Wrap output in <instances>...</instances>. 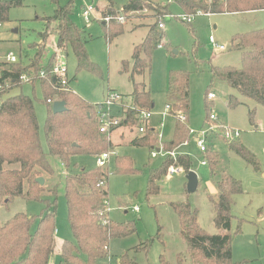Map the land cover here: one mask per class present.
<instances>
[{
  "label": "trees",
  "instance_id": "16d2710c",
  "mask_svg": "<svg viewBox=\"0 0 264 264\" xmlns=\"http://www.w3.org/2000/svg\"><path fill=\"white\" fill-rule=\"evenodd\" d=\"M74 1L70 0L63 7L58 6L53 16L44 20L46 30L41 35L42 43L36 45L37 52L28 65L19 62L4 66L1 72V79L15 80L10 86L11 90L22 85L16 82L20 75L32 71L37 76L41 70H45L46 79L39 80L38 84L48 109L44 123L46 146L44 150L41 145L33 99L19 93L0 101V206L7 207L16 198L44 204V208L37 216L18 213L0 224V264H49L54 257L55 196L58 185L45 190L36 182V179L43 178L45 184V176H55L48 158H57L61 166L68 170L71 159L75 156L95 157L113 148L112 143L99 134L98 108L83 101L72 92L56 91L47 79L54 63V53L44 62L47 54L45 42L49 35L55 38L54 48L61 52L65 60L69 53L74 56L76 73L83 70L96 72V67L89 61L81 31L70 19ZM106 1L107 7L102 15L110 16L111 20L102 27L110 43L123 34L124 26L114 19L118 15L114 10V0ZM21 5V0H0V24L7 22L11 8H18ZM171 6L179 11L176 14L192 15L197 12L210 15L236 14L264 10V0H166L164 2L125 0L121 8L125 21L136 18V15L142 12L154 18L143 41L133 48L131 62L122 63V70L128 73V80L131 83V104L137 108L152 109L153 103L149 90L145 89L143 84L136 83L135 77L142 76L145 72L149 74L151 58L160 39V34L157 32V20L168 15H175ZM231 45L233 49L240 52V69L215 67L210 60L199 59L202 64L208 62L211 77L203 99L205 123L211 112V102L206 97L209 89L217 81L225 82L229 88L236 90L240 97L264 107V29L236 35L232 38ZM193 46L196 49L195 55L193 54L196 64L199 46L195 42ZM129 65H131L130 69ZM189 78L190 74L186 71L169 73L166 101L170 106V115L173 117L184 115L186 118V123H181L174 118L175 125L171 140L160 143L157 140V133L147 129L145 134L134 137L129 145L149 149L161 146L163 153H170L191 138L187 126L190 105ZM7 91L0 93V97ZM48 100L52 104L63 102L64 112L53 115L52 105L47 104ZM238 105L240 102L237 98L230 96L227 106L233 109ZM253 113L254 111L249 113L250 120ZM124 115L125 118L120 126L128 129L135 127L138 121L136 111H126ZM228 146L245 163L258 170V162L246 149L236 142L228 143ZM212 149L208 146L202 154L206 166L209 167L210 176L217 174L219 165L218 156ZM10 166L17 167L9 168ZM170 166H178L186 174L192 170L189 156L177 155L175 159H172L168 155L158 168L148 171L146 197L159 193V182ZM114 173L122 176H136L140 171L135 169L131 158L122 156L114 161ZM106 180L107 175L98 167L90 170L82 167L79 173L69 174L64 178L66 219L73 241L65 240L58 247L56 253L59 264H105L110 254L109 242L114 239H125L136 233L134 222L116 223L109 219L106 212L107 192L103 188ZM101 182L104 186L100 185ZM215 188L216 197L209 196L214 205L213 223L217 231L215 234H209L198 226L197 212L189 203L170 204L178 219L179 236L186 246L185 255L190 264H244L232 260V236L229 233L233 220V198L243 193L242 186L240 182L227 175L216 182ZM45 193L52 198L51 201L43 199ZM183 258H185L183 254H178L177 263L182 264ZM119 264H136V262L124 254L120 257ZM156 264L170 263L164 256H160Z\"/></svg>",
  "mask_w": 264,
  "mask_h": 264
},
{
  "label": "rangeland",
  "instance_id": "374dc122",
  "mask_svg": "<svg viewBox=\"0 0 264 264\" xmlns=\"http://www.w3.org/2000/svg\"><path fill=\"white\" fill-rule=\"evenodd\" d=\"M69 1L21 0V7L11 8L7 22L0 24V58L12 52L17 57V63L22 62L24 65H28L37 52L36 45L42 43L41 35L46 30L44 20L52 17L58 6L63 7ZM84 1L93 6L97 16L107 4L106 0ZM157 1L164 2L166 0ZM114 2V10L116 13H121L125 0H114ZM80 5L81 0L74 1L70 19L81 31L89 61L96 67V72L83 70L76 73L75 58L69 53L66 66L70 79V91L83 101L93 104L102 100L107 90H111L122 95L124 101L130 104L132 100L129 93L131 83L128 80V73L122 70V63L124 61L131 62L132 48L142 42L147 25L151 24L152 20L147 19L148 13L145 12L136 15V18L140 19L136 20L133 17L129 21H125L123 35L108 43L105 31L99 21L94 20L88 25L84 24L80 16ZM138 22L145 23L146 26L141 24L143 26L135 27ZM164 27L162 37L165 46L154 50L149 74L145 72L142 76H136L135 82L143 84L145 89L149 90L153 103L151 112L155 114L151 120L154 125L158 120L162 121L163 128L159 134L165 139L166 135L172 133L175 125L173 117L167 115L162 117L167 105L166 91L169 73L186 71L190 74V105L187 126L193 130H199L205 120L203 99L211 78L208 62L202 64L199 59L210 60L215 67L240 69V52L233 49L231 40L236 35L264 29V10L236 14L210 15L203 13V15L195 17L190 26L169 19L164 22ZM256 27L260 28L254 29ZM209 36H212L218 45L224 46L225 50L213 51L209 46ZM51 40L55 41L53 35H49L46 39L47 54L44 62L55 51L54 45L49 48ZM194 42L199 46L198 56L196 54L198 63L196 64L193 59V54L195 55L196 52L193 46ZM130 68L131 65H129ZM38 86L35 85L34 91H32L31 85L23 84L1 95L0 101L19 93L33 99L40 129L41 145L45 150L44 123L48 108ZM208 92H212L215 96L210 104L211 112L219 122L240 132L239 138L234 142L246 149L256 159L258 170L232 152L227 142L218 136H213L209 138L208 146L212 147V150L217 154L219 165L217 174L210 176L208 165L204 167L200 165L201 161H205L204 155L198 152L193 144L194 138L191 136L189 140L170 153H175L176 156L181 153L182 146H191L190 152H188L191 155L193 169L191 171L197 174L199 181L196 192L190 194L186 191L185 174L170 179L165 174L159 182V193L146 197L148 171L158 168L167 156L164 158L159 155L156 158H151L149 148L129 146L120 148L117 155H128L133 160L135 169L140 173L136 176L115 174L114 157L110 160L109 165L102 169L107 175L103 188L107 192L110 219L116 223L134 222L136 229V233L128 238L114 239L109 242V251L113 256V261H117L127 254L136 264H156L160 256H164L170 264H178L177 256L183 254L185 258H183L182 264H190L185 255V243L179 236L178 219L170 204L189 203L191 208L197 212L198 226L209 234H215L217 231L213 223L214 205L209 196L216 197V182L223 176L229 175L240 182L243 190L241 195L233 198V220L229 231L232 236V260L244 264H264V107L252 100L240 97L236 90L229 88L222 81H217ZM230 96L237 98L240 105L233 109L229 108L227 101ZM251 111H254L252 120L249 117ZM132 133L130 136L128 134L125 136L135 137L138 134L137 128ZM157 140L160 142L159 139ZM48 160L55 171V176H45L46 182L43 187L45 190H50L56 184L58 185L55 196V240L57 241L55 254L50 262L59 264L56 253L59 243L65 240L73 241L66 219L64 178L69 174L79 173L82 167L86 170L97 167L95 159L89 156L73 157L68 170L61 166L57 158L49 157ZM16 167L10 166L9 168ZM43 199L52 200L46 193L43 194ZM135 207L139 208V212L132 210ZM43 208V203L16 198L7 207L0 206V224L18 213L37 216Z\"/></svg>",
  "mask_w": 264,
  "mask_h": 264
},
{
  "label": "built area",
  "instance_id": "2783aa9c",
  "mask_svg": "<svg viewBox=\"0 0 264 264\" xmlns=\"http://www.w3.org/2000/svg\"><path fill=\"white\" fill-rule=\"evenodd\" d=\"M49 1H55V0H49ZM82 6L80 11V16L84 22L85 25L90 24L92 21H99L102 24H108L111 20L110 16H97L95 13V9L90 4H87L84 0H81ZM203 15L202 12H197L196 14L187 15V14H175V15H168L165 17L158 18L157 21V32L160 34V39L157 43V48L161 49L165 46L164 39L162 37V32L164 30V22L169 19L178 20L180 22L186 23V24H192V21L195 17ZM118 23L124 24L125 19L122 14L117 15L114 18ZM209 44L211 46V49L213 51H224L225 47L222 45H218L217 42L214 40L212 36H209ZM54 53V63L51 67V70L48 74V80L50 82V85L53 89L56 91L62 92H71L70 90V79L68 76V70L66 66V60L61 54L59 50L55 48ZM17 57L12 53H7L4 57L0 58V93L3 91L10 90V86L15 81L14 79H1V72L4 66L8 65H14L17 64ZM7 68V67H5ZM46 71L41 70L37 76L32 72H28L26 74L20 75L16 82L23 84H33L35 82H38L39 80L46 79ZM207 100L212 101L215 99V96L212 92H209L207 94ZM47 104L52 105V102L50 100L47 101ZM96 106L97 109V124H98V130L99 134L102 138L105 140H110L112 132L117 129L118 127H121V122L124 120L125 115L124 113L126 111H136L137 113V124L136 128L139 135L145 134L146 130L149 129L154 133H157L158 139L160 140V134L158 133V130L156 127L152 126L151 119L153 117V113L151 110H145L141 108H137L133 106L131 103L128 104L124 101V98L122 95L115 91L108 90L106 92V95L101 103L93 104ZM172 116L170 115V106L166 105L165 110L163 113V116ZM173 117V116H172ZM177 120H179L181 123H186V118L184 115H177ZM189 135L194 138V144L196 146V149L199 153L203 154L209 144V138L213 136H218L222 140H224L227 143H231L236 141L239 136L240 132L236 129H232L228 126H225L221 122H219L214 115V113H210L207 122L205 125L200 128L199 130H193L188 128ZM157 149L159 151H157ZM158 154H163L164 156H170L172 159H175L174 153H163L161 146L157 148H152L151 150V157H155ZM117 153L114 150H110L108 152H104L100 155H97L94 157L95 159V166L101 169L106 168L109 165L110 160L115 157ZM201 166H206L205 161L200 162ZM181 174H186L184 170L178 166H170L168 167L166 171V176L168 179L179 176ZM101 186H104V183H100ZM134 211H138V208H134ZM108 205L106 212L108 213ZM52 264V263H49ZM105 264H119V260L113 261V257L111 254H109L106 258Z\"/></svg>",
  "mask_w": 264,
  "mask_h": 264
},
{
  "label": "crops",
  "instance_id": "0c3cea01",
  "mask_svg": "<svg viewBox=\"0 0 264 264\" xmlns=\"http://www.w3.org/2000/svg\"><path fill=\"white\" fill-rule=\"evenodd\" d=\"M56 1V0H55ZM53 2V1H52ZM81 6H82V3H81V5H80V9H81ZM106 7H107V4L104 6V9L102 10V11H100V15H102L103 14V12L105 11V9H106ZM171 10L173 11V13L175 12V14L176 13H179V11H177V9L174 7V6H171ZM81 11V10H80ZM121 13H118V15H120ZM136 20H139L140 18H135ZM147 19H151L152 20V23L154 22V18H150V17H147ZM130 20V19H129ZM128 20V21H129ZM135 20V21H136ZM151 23V24H152ZM141 24H143L144 26H146V24L145 23H136L135 24V27H137V26H143V25H141ZM151 24H149V25H147V31H146V34H147V32H148V29H149V26L151 25ZM101 25L103 26L104 24H102L101 23ZM123 26H125V23L123 24ZM260 27H256V28H254V29H259ZM135 31V30H134ZM124 32H125V29H124ZM123 32V33H124ZM146 34H145V36H146ZM123 35V34H122ZM144 39V38H143ZM49 40V39H48ZM48 40H47V44H48ZM52 41V40H51ZM143 41V40H142ZM53 44H54V41H52V43L50 44L51 46L49 47V48H52V46H53ZM47 46H49V45H47ZM136 46V45H135ZM135 46H133V48L135 47ZM209 46H210V44H209ZM133 48H132V51H133ZM210 48H211V46H210ZM199 49V48H198ZM132 54V53H131ZM197 56H198V54H197ZM201 60H203L204 61V59H202V58H200ZM31 85V87H32V91H34V87H35V85H37L38 86V84H30ZM22 86V85H21ZM38 88L40 89V87L38 86ZM131 90H132V88L130 87V89H129V93L131 94ZM40 91V90H39ZM108 91V90H107ZM105 95H106V93L104 94V97H105ZM34 96V95H33ZM104 97H103V99H104ZM103 99L102 100H100V101H96L95 103H93V104H97V103H101L102 101H103ZM210 102H213V100L212 101H210ZM153 107V106H152ZM154 116H155V114H153V118H154ZM162 117H164L163 115H162ZM170 117H172V116H170ZM175 120V119H174ZM157 124H158V127H156L157 126V124L156 125H154V123L152 122V120H151V124H152V126H154V127H156L157 128V130H158V133H159V131L160 130H162V121H160V120H158L157 122H156ZM188 123V122H187ZM205 125V122H204V124H203V126ZM202 126V127H203ZM136 129V126L133 128V129H128L127 127H123V126H121V127H118L117 129H115L113 132H112V134H111V137H110V142L112 143V146H113V148H112V150H114L116 153L118 152V150L120 149V148H124V147H133V148H140V147H134V146H131V145H129V143H130V141L134 138V137H132V138H129V137H126L125 136V134H128L129 136L131 135V133H132V131L134 132V130ZM173 130H174V127H173ZM133 134V133H132ZM172 134H173V131H172V133L170 134V135H166L165 137V139H164V137H162L161 135H160V143H165V142H169L170 140H171V138H172ZM138 136H140L139 134H137L135 137H138ZM194 144V143H193ZM191 146H186V147H183L182 146V148L180 149V151H181V153L180 154H177V155H187V156H189V157H191V155H190V153H188V152H190V148ZM150 150H152V149H150ZM158 150V149H157ZM159 151V150H158ZM175 154V153H174ZM159 155H161V156H163L164 158H165V156L163 155V154H158L157 156H159ZM176 155V156H177ZM118 156H120V157H122V156H127V157H129L128 155H116L115 157H114V159H113V162L115 161V159L118 157ZM157 156H155V157H151V152H150V157L151 158H156ZM94 158V157H93ZM130 158V157H129ZM133 161V160H132ZM110 163V162H109ZM134 163V162H133ZM201 167H204V166H201ZM193 170V169H192ZM186 175V174H185ZM198 186H199V181H198ZM198 189V188H197ZM135 208H137V207H135ZM134 209V208H133ZM132 209V210H133ZM134 211V210H133ZM134 212H136V211H134ZM137 212H139V208H138V211ZM124 213H126V211H124ZM108 217H109V212H108ZM109 219H110V217H109ZM111 220V219H110ZM112 221V220H111ZM55 241H57V240H55ZM61 245V242L59 243V246ZM111 254V253H110ZM51 263V262H50Z\"/></svg>",
  "mask_w": 264,
  "mask_h": 264
},
{
  "label": "water",
  "instance_id": "95a60500",
  "mask_svg": "<svg viewBox=\"0 0 264 264\" xmlns=\"http://www.w3.org/2000/svg\"><path fill=\"white\" fill-rule=\"evenodd\" d=\"M64 110H65V108H64V103L63 102H54L52 104L51 112H52L53 115L60 114V113L64 112ZM185 179H186V191L188 193H190V194L196 192V190L198 188L197 174L194 171L190 170L185 175ZM36 182L40 186H43L44 179L43 178H38V179H36Z\"/></svg>",
  "mask_w": 264,
  "mask_h": 264
}]
</instances>
